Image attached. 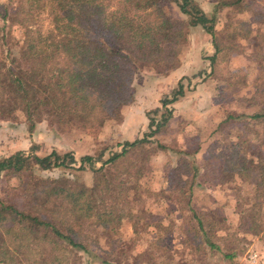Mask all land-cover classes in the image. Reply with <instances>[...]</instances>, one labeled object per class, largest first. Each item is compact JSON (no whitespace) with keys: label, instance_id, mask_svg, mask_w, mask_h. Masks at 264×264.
<instances>
[{"label":"rangeland","instance_id":"rangeland-1","mask_svg":"<svg viewBox=\"0 0 264 264\" xmlns=\"http://www.w3.org/2000/svg\"><path fill=\"white\" fill-rule=\"evenodd\" d=\"M194 1L211 20L223 49L214 64L210 62L215 54L211 36L201 27H188L178 46L177 66L161 73L151 68L137 72L131 84V102L110 110L101 128H62L48 116L32 126L20 111L14 119H0V161L18 152L44 157L54 151L59 156L72 154L78 166L84 156L102 153L108 160L120 153L125 143L143 139L149 133V119L161 121L166 111L171 112L166 127L148 138L149 143L127 148L124 158L114 165L96 164L104 167L108 179L125 170L131 175L126 188L130 210L127 206L122 212L114 234L103 227L92 229L89 253H65L62 264H264V234L245 235L239 229V200L250 199L253 186L227 172L220 175L219 159L248 133L246 124L252 122L243 116H250L264 103V71L258 69L254 58V48L264 35V0H244L234 11L218 10L217 0ZM0 5L1 16L7 0H0ZM166 10L172 18L185 20L173 2ZM0 31L4 37L0 56L9 52L18 58L23 30L0 19ZM234 31L235 41L230 38ZM247 31L251 34L242 37ZM180 75L186 76L178 80ZM178 84L184 96L163 108L161 101L169 98ZM131 106L140 107V111L124 110ZM229 116L236 120L225 122ZM250 126L247 146L255 151L253 147L264 138V124ZM185 166L189 172L183 175ZM27 174L31 176L21 180ZM58 179L68 180L72 187L87 188L96 181L88 170L43 171L30 165L24 174L2 175L0 199L19 207L26 200L24 182H29L33 191L41 185L38 181ZM230 234L244 237L246 242L220 240ZM232 249H236L235 257L227 261L224 253ZM241 249L244 251L239 252Z\"/></svg>","mask_w":264,"mask_h":264},{"label":"trees","instance_id":"trees-1","mask_svg":"<svg viewBox=\"0 0 264 264\" xmlns=\"http://www.w3.org/2000/svg\"><path fill=\"white\" fill-rule=\"evenodd\" d=\"M217 1L218 10L234 11L244 0ZM171 2L185 20L169 16L166 7ZM0 19L23 30L19 57L9 52L0 56V119H14L20 111L32 126L48 116L62 128H101L110 110L117 111L131 102V84L137 72L151 68L161 73L177 66L178 46L188 27H201L211 36L215 49L211 64L223 51L211 20L194 0H7ZM236 34L230 35L234 41ZM250 34L247 31L241 36ZM3 43L0 36V49ZM254 49L258 69L264 71V35ZM183 96V87L178 84L161 105L166 108ZM170 118L171 112L166 111L161 121L149 119V133L139 141L125 143L123 150L108 160L102 153L84 156L77 166L72 154L59 156L54 151L44 157L18 152L1 160L0 178L3 174H24L33 165L43 171L88 170L96 181L91 188L72 187L66 179L38 181L41 185L33 191L29 182H24L26 200L19 207L0 199V264H62L65 253H89L88 233L92 229L103 227L114 234L122 212L127 206L130 210L126 188L132 177L125 170L108 179L104 167L96 164L114 165L128 149L149 143L148 138L166 127ZM243 119L264 124V103ZM232 120L236 118L229 116L225 122ZM252 123L246 124L249 134ZM248 133L220 154V175L227 172L253 186L252 197L244 203L239 200V229L245 235L258 236L264 234V138L253 147L255 151H249ZM188 172L186 168L183 175ZM30 176L23 175L21 180ZM198 225L202 229V221ZM236 236L220 240L246 242ZM208 247L214 248L211 244ZM235 251L228 250L224 258L231 261Z\"/></svg>","mask_w":264,"mask_h":264},{"label":"crops","instance_id":"crops-1","mask_svg":"<svg viewBox=\"0 0 264 264\" xmlns=\"http://www.w3.org/2000/svg\"><path fill=\"white\" fill-rule=\"evenodd\" d=\"M208 56H210V55H208ZM181 60V59H180ZM178 70H180V68L179 69H175V71H173V73L174 72H176V71H178ZM182 76H186V75H180L179 76V78H178V80H181L180 78H182ZM185 78V77H184ZM136 106H138V105H136ZM143 108V107H142ZM124 110H127V112H129V111H136V112H138V111H140V107H133V106H131V107H125V109ZM126 112V111H125ZM125 121V118H124V120L122 119V121L120 122V123H122V122H124ZM146 122V121H145ZM122 125H124V123L122 124ZM146 125H147V123H145V126H144V129H146L147 127H146ZM106 127V126H105ZM74 152L76 153V155L78 154L77 152H78V150H74ZM78 156V155H77Z\"/></svg>","mask_w":264,"mask_h":264}]
</instances>
